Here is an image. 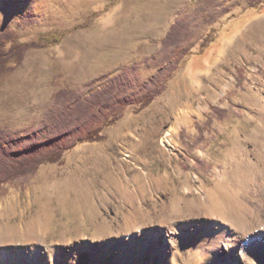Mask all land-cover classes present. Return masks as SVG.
Masks as SVG:
<instances>
[{"label": "rangeland", "instance_id": "374dc122", "mask_svg": "<svg viewBox=\"0 0 264 264\" xmlns=\"http://www.w3.org/2000/svg\"><path fill=\"white\" fill-rule=\"evenodd\" d=\"M180 18L189 34L155 83L161 93L111 113L96 126L102 140L77 143L0 187V250L22 233L59 247L40 250L35 263L2 264H220L221 247L200 238L177 252L167 244L161 261L157 242L137 261L127 229L136 218L159 224L175 197L193 200L199 187H236L243 167L236 171L228 152L249 146L264 97V0H0V33H13L6 48L28 46L0 75V105L24 95L25 114L13 119L0 106V131L31 134L59 90L87 96L119 73L129 95H145L161 40Z\"/></svg>", "mask_w": 264, "mask_h": 264}, {"label": "bare ground", "instance_id": "6f19581e", "mask_svg": "<svg viewBox=\"0 0 264 264\" xmlns=\"http://www.w3.org/2000/svg\"><path fill=\"white\" fill-rule=\"evenodd\" d=\"M45 75L40 82L43 92L48 91ZM11 99L14 106L10 105ZM25 101L24 95L12 93L4 97L1 111L13 119L22 117L25 114ZM257 102L260 112L256 116L257 125L248 141L249 146L240 145L228 152L230 165L235 164L236 171L243 167L236 174V187H224L217 183L206 192L197 188L193 200L175 197L170 208L163 211V220L159 224L152 225V220L148 223L136 218L127 229L128 233L133 234L126 244L135 260L150 253L157 242L160 245L157 259L161 261L168 245L170 250L177 252L182 246L200 238L205 245L221 247L218 255L220 264H264V97ZM225 173L226 170L222 176ZM157 218L153 217V220ZM23 234L25 239L15 248L0 250V264L35 263L40 250L53 248L54 252L58 251L57 244L47 247L44 238L38 244L32 243Z\"/></svg>", "mask_w": 264, "mask_h": 264}, {"label": "trees", "instance_id": "16d2710c", "mask_svg": "<svg viewBox=\"0 0 264 264\" xmlns=\"http://www.w3.org/2000/svg\"><path fill=\"white\" fill-rule=\"evenodd\" d=\"M200 2L206 3L207 0ZM208 5L211 3L204 4L202 8ZM188 34L189 24L184 19H177L171 25L161 40L162 53L158 58L160 69L146 83L145 95L138 98L129 95L128 78L119 73L101 87L90 88L87 96L72 90H59L52 106L43 113L39 128L31 134L10 136L0 131V187L13 180L33 175L43 163L58 162L62 153L77 143L102 140L104 137L98 133L96 126L125 105L134 101L141 106L148 105L162 91L156 84L164 76H169L168 72L165 74V70H170L181 59L180 53L172 62L176 48L186 41ZM12 39L11 31L0 33V75L6 64L18 65L28 48L26 45L6 48V43ZM163 65H166L165 68ZM216 112L222 115L224 111L216 109Z\"/></svg>", "mask_w": 264, "mask_h": 264}]
</instances>
